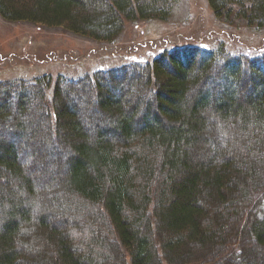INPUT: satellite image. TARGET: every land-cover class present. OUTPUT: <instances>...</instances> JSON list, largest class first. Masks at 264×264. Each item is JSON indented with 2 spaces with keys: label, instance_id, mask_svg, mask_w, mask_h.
Masks as SVG:
<instances>
[{
  "label": "trees",
  "instance_id": "16d2710c",
  "mask_svg": "<svg viewBox=\"0 0 264 264\" xmlns=\"http://www.w3.org/2000/svg\"><path fill=\"white\" fill-rule=\"evenodd\" d=\"M176 1L0 0V17L111 42ZM206 1L264 27V0ZM0 264H264V50L0 80Z\"/></svg>",
  "mask_w": 264,
  "mask_h": 264
},
{
  "label": "rangeland",
  "instance_id": "374dc122",
  "mask_svg": "<svg viewBox=\"0 0 264 264\" xmlns=\"http://www.w3.org/2000/svg\"><path fill=\"white\" fill-rule=\"evenodd\" d=\"M197 46L208 51L222 46L231 53L259 55L264 50V27L248 26L233 14L228 19L217 18L206 0H177L165 21L125 22L111 42L94 41L60 27L8 22L0 17V80L32 81L45 75L54 84L58 77L78 78L132 62L146 63L163 50ZM52 88L53 85L48 97ZM80 99L78 105L72 99L77 108L82 101H93ZM86 113L90 118L92 111ZM60 160V167L44 169L42 180L58 174V178L62 177Z\"/></svg>",
  "mask_w": 264,
  "mask_h": 264
}]
</instances>
